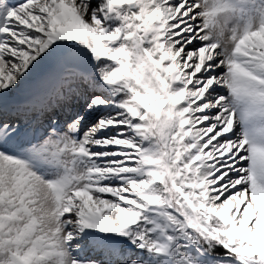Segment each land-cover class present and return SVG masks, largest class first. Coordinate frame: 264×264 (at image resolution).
Here are the masks:
<instances>
[{
	"label": "snow or ice",
	"instance_id": "1",
	"mask_svg": "<svg viewBox=\"0 0 264 264\" xmlns=\"http://www.w3.org/2000/svg\"><path fill=\"white\" fill-rule=\"evenodd\" d=\"M0 264H264V0H0Z\"/></svg>",
	"mask_w": 264,
	"mask_h": 264
}]
</instances>
